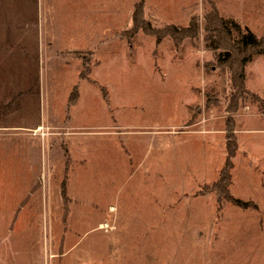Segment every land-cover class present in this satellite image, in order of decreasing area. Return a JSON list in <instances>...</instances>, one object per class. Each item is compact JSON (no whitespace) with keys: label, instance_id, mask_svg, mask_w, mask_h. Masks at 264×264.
I'll return each mask as SVG.
<instances>
[{"label":"rangeland","instance_id":"obj_1","mask_svg":"<svg viewBox=\"0 0 264 264\" xmlns=\"http://www.w3.org/2000/svg\"><path fill=\"white\" fill-rule=\"evenodd\" d=\"M14 1L25 15L1 23L4 35L30 41L0 56L19 73L0 74V117L11 119L0 130V264H264V54L241 82L236 61L215 57L232 42L207 30L216 13L263 37L264 0ZM135 9L158 31L196 21L197 36L175 48L139 26L130 46ZM80 131L99 137L85 144ZM146 196L142 210L115 212L113 199Z\"/></svg>","mask_w":264,"mask_h":264},{"label":"trees","instance_id":"obj_2","mask_svg":"<svg viewBox=\"0 0 264 264\" xmlns=\"http://www.w3.org/2000/svg\"><path fill=\"white\" fill-rule=\"evenodd\" d=\"M134 19L131 20L132 23V34L128 37L127 43L131 46L132 37L136 34V30H139V26H144V29H155V33L161 28L154 26L148 19L143 17V14L135 9L134 11ZM188 27H182L179 29L178 26L169 25L163 27L161 31V35H156V44H158L164 37H169L173 40V45L175 48L180 47L182 44L179 42L187 39H195L197 36V23L196 21H191L188 23ZM216 32L218 38L220 39L222 47L226 49L225 43L226 40L232 42L231 48L234 50L226 49L224 51H220L215 55L216 61H218L221 65L224 63L236 61L241 67V73L239 75V79L243 82L244 77V67L251 61V58L255 55L264 54V36L257 37L252 35L243 29L237 21L234 19H229L225 17H221L218 14H208L207 15V30L212 29ZM134 31V34H133ZM190 40H187V42ZM236 47V48H235ZM217 50V49H215ZM78 86H75L73 91L71 92L68 103L69 106H73L76 99L78 98L77 89ZM236 151L235 141L232 139L231 134L226 136V160L223 169L221 170V177L223 180L228 182L230 180V170L232 167L231 160L234 156V152ZM225 192V191H224ZM222 198H227L223 196ZM233 202L237 206H240L241 202L239 200H235L232 198L228 199Z\"/></svg>","mask_w":264,"mask_h":264},{"label":"crops","instance_id":"obj_3","mask_svg":"<svg viewBox=\"0 0 264 264\" xmlns=\"http://www.w3.org/2000/svg\"><path fill=\"white\" fill-rule=\"evenodd\" d=\"M10 6L11 7L3 8L0 5V56L1 57L7 56L9 58L15 55L14 53H12L15 48L17 50H19L20 47H21V50L20 51H24L25 48H28V46L22 45L20 43V41L21 42H24V43H28L30 41V38L29 37L22 38L21 36L14 37L13 35H8V36H5L4 35L5 33H7V32H4V29L6 28V26L3 27L1 25V23H3V22L6 23L8 20L9 21H13V20L15 21V20H17V16L16 15H19V11H20L19 2H15V1L14 2H11L10 3ZM150 13H148V16H149L148 18L150 20H153V18L151 17V14ZM20 15H25V12L23 10H21L20 11ZM31 41H33V37H31ZM18 42L20 44V47L17 45ZM13 70H14L13 68H0V74L11 75V77H9L8 79L12 80L13 83H16L17 75L19 73L18 74H14V73H12ZM26 71H27V69H26ZM7 85H9V83H5V82H1L0 83V87H4V86H7ZM2 117H3V121H0V130L2 128H4V123L6 121H10L11 120L9 118V115L1 116L0 119ZM60 118L62 120L64 119L63 117H60ZM60 118L55 119V121L58 120V119H60ZM29 126L30 127H33L35 125L34 124H30ZM54 128L56 129L57 127H54ZM14 129L20 130V129H23V128L16 125V126H14ZM128 129H136V128L126 127V130H128ZM143 129H146V130L149 131L146 134H154L153 131H156L155 136H157L159 134L157 131L162 130L163 127L143 128ZM80 132H81V135L82 136H85V140H84L85 141V144H88L89 141H92L93 140L92 138L99 137V134H97V133H90V132H83V131H80ZM71 133L72 132L68 128L63 129L62 136L64 137V139L66 141V145H64V149H65V153L66 154L67 153H70L71 154L72 151H75L77 148H79L78 146L74 145L75 143L73 141L74 139L71 138ZM126 133L128 134V137H132V136H135V135L138 136V134H141V135L144 134V133H139V132H126ZM132 133L134 135H132ZM80 145H82V142H81ZM73 146H75V147L73 148ZM80 148H81V146H80ZM118 150H120V148H118ZM92 151H93V149H92ZM73 160H74V162L77 161L79 163H83L85 161V159H84L83 156L81 158L82 162L76 160L75 158H73ZM89 164H90V161L87 164L80 166V168L76 171V182H78V179L79 178H83L84 177V175L82 173L80 174V172H82L84 170L85 166H89ZM71 177H72V174H71ZM78 198H79V196H78ZM112 201L116 204V206H115V212H117V211H119V213H120V211H122V212H126V211L138 212V211H140V210H142L144 208V204L147 205V203L154 201V197H147L146 196V197H143L140 201L137 200V199H124L122 201L119 198L117 200L116 199H113ZM156 201H157V199H156ZM157 202H159V201H157Z\"/></svg>","mask_w":264,"mask_h":264},{"label":"built area","instance_id":"obj_4","mask_svg":"<svg viewBox=\"0 0 264 264\" xmlns=\"http://www.w3.org/2000/svg\"><path fill=\"white\" fill-rule=\"evenodd\" d=\"M100 230H112V228L108 224H104L100 226Z\"/></svg>","mask_w":264,"mask_h":264},{"label":"bare ground","instance_id":"obj_5","mask_svg":"<svg viewBox=\"0 0 264 264\" xmlns=\"http://www.w3.org/2000/svg\"><path fill=\"white\" fill-rule=\"evenodd\" d=\"M41 129H42V128L39 127L37 131H40Z\"/></svg>","mask_w":264,"mask_h":264}]
</instances>
